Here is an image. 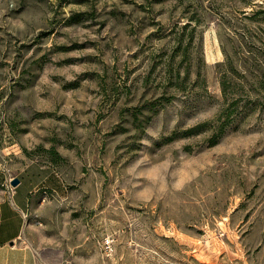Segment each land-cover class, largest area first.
I'll return each instance as SVG.
<instances>
[{"label": "rangeland", "instance_id": "obj_1", "mask_svg": "<svg viewBox=\"0 0 264 264\" xmlns=\"http://www.w3.org/2000/svg\"><path fill=\"white\" fill-rule=\"evenodd\" d=\"M258 10L0 0V203L30 190L38 264H264Z\"/></svg>", "mask_w": 264, "mask_h": 264}, {"label": "crops", "instance_id": "obj_2", "mask_svg": "<svg viewBox=\"0 0 264 264\" xmlns=\"http://www.w3.org/2000/svg\"><path fill=\"white\" fill-rule=\"evenodd\" d=\"M29 192L25 188L18 195L16 186L11 198L0 203V264H38L35 249L22 238Z\"/></svg>", "mask_w": 264, "mask_h": 264}, {"label": "trees", "instance_id": "obj_3", "mask_svg": "<svg viewBox=\"0 0 264 264\" xmlns=\"http://www.w3.org/2000/svg\"><path fill=\"white\" fill-rule=\"evenodd\" d=\"M257 12H261V13H264V10H258V11H255V12H253V14H256ZM76 15H78V14H75V15H73V16H71L72 18L73 17H75ZM188 17V19H189V21L190 20H197V18H194L192 15L191 16H187ZM189 23L190 22H185L184 24H183V28L184 27H186L187 25H189ZM226 58V60L224 61V64L225 65H228L229 67H230V65H231V62H230V60L228 59V57L226 56L225 57ZM226 62V63H225ZM171 63H170V60L166 63V71H167V73H168V75L170 76L171 75ZM230 69H232L231 67H230ZM220 82H221V89H222V91H223V93L225 94L226 93V83H225V81H224V75H222V77H221V80H220ZM206 122H200V123H197V124H195V125H193V126H191V127H187V128H184L183 129V131L181 132L180 131V134H182V135H185V134H188V133H190L191 131H194L198 126H201V125H204ZM221 130H222V128H221V125L220 126H218L217 127V129H216V131H217V133L215 134H213L212 135V137H213V139H215V136H217V134H219L220 132H221ZM177 133V130H175V131H173L172 133H171V135L170 136H168L167 138H170V137H172L173 135H175ZM213 141V140H212Z\"/></svg>", "mask_w": 264, "mask_h": 264}, {"label": "water", "instance_id": "obj_4", "mask_svg": "<svg viewBox=\"0 0 264 264\" xmlns=\"http://www.w3.org/2000/svg\"><path fill=\"white\" fill-rule=\"evenodd\" d=\"M18 178H13V180L11 181V183L13 184V185H15V184H17L18 183ZM71 264H74V263H71Z\"/></svg>", "mask_w": 264, "mask_h": 264}]
</instances>
